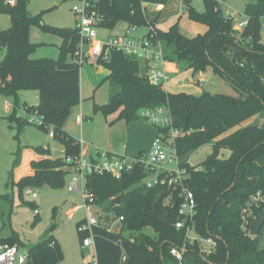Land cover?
<instances>
[{
    "label": "trees",
    "instance_id": "trees-1",
    "mask_svg": "<svg viewBox=\"0 0 264 264\" xmlns=\"http://www.w3.org/2000/svg\"><path fill=\"white\" fill-rule=\"evenodd\" d=\"M5 1L0 0V13L9 15L10 25L0 29V47L5 49L0 61V95L14 96L15 109L19 90H35L37 105L25 108L41 114L44 121L37 128L47 133L51 127L52 139L63 146L60 154H52L42 145L34 148L41 156L30 162L32 173L17 181L11 171V184L18 187L22 196L26 187L62 188L70 171L64 158L80 152L77 140L63 128L67 115L80 101V69L71 63L79 38L75 27L41 23L40 14L29 13V0H15L13 5ZM144 1L161 5L168 0H95V9L103 18L100 25L108 29L124 24L153 26L157 16L147 17ZM181 4L187 17L204 25L205 31L188 37L174 22L165 31L155 28L153 42L163 40L173 46L171 60L183 62L193 72L212 67L242 97L170 93L162 84L149 82L147 62L122 52H110L109 61L102 64L108 70L102 82H108L110 95L105 103H93V112L105 116L117 113L116 119L130 122L139 118L143 108L166 106L172 125L180 130L175 145L181 158L203 144H210L211 150L197 165L183 163L196 204L195 214L186 223L189 232L185 227H175L179 218L175 206L178 189L161 183L147 187L142 181L147 175L145 169L136 166L121 178L88 176L86 186L93 194V204L103 210L98 215L100 223L91 228L96 264H264V230L251 236L249 226L243 227L241 220L249 196L264 190V0L244 4L243 14L248 22L242 31L233 29L234 19L223 15L216 0H203L202 11L190 1ZM34 25L61 38L57 58L32 57L38 46L29 39L30 27ZM255 117L260 119L259 124L243 129ZM12 119L19 128L26 123L24 117ZM224 150L228 151L227 156L223 155ZM19 163L20 151L12 168ZM120 194L123 197L115 204L112 199ZM10 200L7 194H0L3 228L12 213ZM262 208L264 204L254 210V216ZM120 216L123 219L118 232L107 231L102 225ZM84 221L75 223L80 244L89 234L78 230ZM54 229L49 228L40 241L27 247L25 264H59L62 250L51 233ZM208 237L215 240V245L205 242ZM0 242L25 246L12 229L5 235L0 231ZM181 246L184 252L178 261L170 248Z\"/></svg>",
    "mask_w": 264,
    "mask_h": 264
},
{
    "label": "rangeland",
    "instance_id": "rangeland-1",
    "mask_svg": "<svg viewBox=\"0 0 264 264\" xmlns=\"http://www.w3.org/2000/svg\"><path fill=\"white\" fill-rule=\"evenodd\" d=\"M249 1L253 0H222L221 9L223 12H230V16L235 21H238L244 18L243 7ZM190 4L198 11H202L204 8L203 0H190ZM75 6H81V0H29L27 9L32 15L40 14V22L43 24L73 29L78 19V14L73 11ZM151 10H158L159 18L164 21L171 16H176L173 22L168 24L161 23L160 30L162 31L168 29L174 22L178 23L179 31L188 37L203 33L206 29L204 25L191 21L183 11L182 4L174 0H168L161 9L151 8ZM144 13L148 18L153 17L147 9L144 10ZM261 22L264 23V18H262ZM9 25V15L7 13H0V29H5ZM125 27L126 25L124 24L108 30L106 28V30L107 33L119 35L123 33ZM153 28H156L155 24H153ZM31 30H33L32 38L39 39V41L45 43H50L47 40L49 37L57 39L59 37L42 30L38 25L30 27V36ZM103 33L100 29L99 36L104 35ZM144 33L145 28L143 26H138L137 30L133 32L137 36H141ZM261 41L264 43V27H261ZM155 49H159L162 54L167 55L164 60L168 65L174 62L177 66L175 73L165 70L169 76L165 86L179 81L180 83L194 84L195 79L201 76L204 81L197 86L199 91H196V94L208 93L231 98L242 97L230 81L215 73L212 67L208 66L205 71L193 72L192 69L184 67L183 62L172 61L173 46L166 44L165 41L160 40L159 46L157 45ZM57 52L53 44H42L36 47L32 55L39 54L44 55V57L56 58L58 56ZM4 54L5 49L0 47V61ZM79 73L80 101L73 107L63 123V128L75 140L80 139L81 130V125L76 122L75 115L80 113L84 115L85 119L92 120L93 124H99L101 127L106 118L99 111L93 112V103H105L110 95L108 82H102L103 75L95 72L94 65L88 64L83 66L79 70ZM190 95H193V93ZM16 97L19 105L13 109L12 102L14 101V96L0 95V194H7L12 203V213L6 219L4 233H8L12 229L15 234H18L25 245L22 248V251H24L30 244L40 241L49 228L55 227L51 233L56 237L61 246L62 257L59 264L93 262L95 260L93 249L91 247L82 248L75 226L78 220L88 217L84 207V198L80 191L70 192L67 190L66 183L68 176L62 188L38 187L39 195L34 199L28 195L21 196L18 187L11 184L10 173L11 171L15 173L18 167L12 168L18 151H20V157L24 150L35 152L34 148L41 146L44 141L49 143L52 154L55 149H60L61 147L45 131L40 130L35 125L26 122L21 124L19 128L17 123L12 119L13 116L24 117L25 107L37 104V92L32 89L19 90L16 93ZM252 120L247 121L246 124ZM128 123L133 124L129 129V133L131 140L136 141V143H145L149 138L150 132H153L155 136L158 134L157 127L142 117ZM120 143L122 150L126 146L129 147L127 139L123 140L122 138ZM143 150H146V148ZM210 150V144H203L183 157L188 158L192 165H197L208 155ZM35 154L37 153L35 152ZM223 155L227 156L228 151L224 150ZM148 179L151 181L153 176H149ZM34 205L39 212L37 216L33 214ZM91 211L94 215L96 211H99L98 213L103 212L101 208L95 206L91 207ZM262 230H264V225Z\"/></svg>",
    "mask_w": 264,
    "mask_h": 264
},
{
    "label": "built area",
    "instance_id": "built-area-1",
    "mask_svg": "<svg viewBox=\"0 0 264 264\" xmlns=\"http://www.w3.org/2000/svg\"><path fill=\"white\" fill-rule=\"evenodd\" d=\"M182 3L190 0H177ZM221 6L222 0H216ZM15 0H7L5 3L13 5ZM142 6L145 9L157 8L159 5L144 1ZM73 11L78 14L76 22V31L78 34V44L73 52L71 63L81 69L85 65L103 66L102 64L109 61L111 51L122 52L127 56L137 57L148 64L147 77L151 84H162L168 80V74L162 66L163 54L161 50L155 49L159 46V41L153 42L154 28L151 25L143 26L145 33L141 36L134 35L138 28L136 25L126 26L123 33L119 35L99 36V30L102 28L100 22L102 16L95 9V0H81V6H75ZM225 17H231L230 12H223ZM247 18L244 17L238 21L234 20L233 29L242 31L247 25ZM264 27V23H262ZM204 81L199 78L194 84L200 85ZM24 118L27 123L36 127L43 124L44 118L36 110L24 111ZM139 117L146 119L152 125L157 127L158 134L151 143L149 150L130 156L126 153H117L100 148H93L89 155L79 152L75 155H68L64 158L66 165L70 168L66 183L67 190L70 192L80 191L84 198V207L88 217L80 224L78 230L87 231L89 234L82 240V248L91 247L94 252L93 237L91 234L92 226L98 225L99 219L96 211L92 214L91 207L93 204V194L86 186L87 177L91 175H111L114 178H121L125 173H130L139 166L146 170L147 175L143 182L147 187L155 184H166L169 187L177 188L179 197L176 201L178 220L175 222L176 228L185 227L187 232L190 226L187 221L195 214V199L192 191L187 185V168L184 164H191L188 159H182L176 151L175 138L180 134V130L172 125L171 115L168 107L157 106L155 108H143L139 111ZM47 135L53 137V130L48 128ZM80 145L82 142L77 140ZM46 148L47 146H43ZM160 174L162 175L160 177ZM149 176H153L150 181ZM80 184V186H79ZM23 195L36 198L39 195L38 188L26 187ZM264 204V190H258L251 194L247 199L242 210V225L248 227L254 217V210ZM36 206L33 207V214L38 215ZM122 216L111 220L105 226L107 231L118 232L119 222ZM3 226L0 222V231ZM208 245H215L212 237L205 239ZM54 242L52 241L51 244ZM17 243L0 242V264H25L28 259V250ZM184 252V246L171 247L170 253L181 261ZM93 264H96L95 261Z\"/></svg>",
    "mask_w": 264,
    "mask_h": 264
},
{
    "label": "crops",
    "instance_id": "crops-1",
    "mask_svg": "<svg viewBox=\"0 0 264 264\" xmlns=\"http://www.w3.org/2000/svg\"><path fill=\"white\" fill-rule=\"evenodd\" d=\"M174 1L178 2L177 0H174ZM179 4H181V3L179 2ZM163 6H164V4H161L156 9H161ZM147 10H149L153 16H157L155 27L158 29H160L161 23L168 24L170 22H173L176 18V16L175 17L171 16L170 18H167L165 20L166 21L165 22L163 19L159 18V15H158L159 11L158 10L152 11L151 8H149ZM107 30H108V28H107ZM107 30H106V28L102 27L101 32L102 33L106 32V33H103L104 35H102L100 37L103 38L107 35H118V34L107 33ZM32 34H33V30H31V36L29 33V39L31 42L37 43L38 45L53 44L55 51H58L57 54L59 53V46L62 42L60 37H58V39L49 37L47 40H49L50 43H45L43 41H39V39L32 38ZM166 56H165V54H163L162 66H163L164 70H169L171 73H175L176 68H177L176 63L172 62L170 65H168L166 63V61L164 60ZM32 57L33 58H43L44 55H39V54L35 55L34 54V55H32ZM95 72L97 74H102L103 79L108 74V70L106 68H104L103 66H100V65L95 66ZM199 78H203V77L200 76L197 79H199ZM197 79H195V80H197ZM79 85H80V83H79ZM197 86H198L197 84L185 83V82L180 83V81H179V82H173L170 85H166L165 88L170 93L184 92V93H188V94L193 93V95L198 96L200 94H196V91H199ZM7 104H8V106H10L9 103H7ZM34 105H37V104L35 103ZM104 117L106 118L105 122L100 127L99 124H93L92 120L85 119L84 115H81L80 113L79 114L77 113L75 115L76 122L81 125L80 139H78L79 141L82 142L79 145V149H80L81 153H83L84 155H89L91 153L92 149L95 147L100 148V149H105L108 151H112V152H117V153H126L130 156H133V155H136L140 152H145V151L149 150L152 141L156 137L153 132H150L149 138L145 143L139 144L138 142L136 143V141L131 140V137H130L129 129H130L131 125H133V124H131V123L129 124L124 119H116L117 118L116 113H112V114H109V115L104 116ZM122 138H123V140L127 139L128 143H129V147L126 146L124 150L121 149V143L120 142H121ZM41 145H42V147L47 146L50 150V146H49L48 142L44 141ZM144 148H146V150H143ZM62 150H63V147L61 145L60 149H55L53 154H60L59 152H62ZM39 157L40 156L35 154V152H30V150H24L23 153L21 154L20 163L17 167V171L14 173V180L17 181L22 176L31 174L32 169L30 167V162L32 160L39 158ZM182 159H188V158L182 157ZM4 229L5 228L2 229L1 233L5 235L7 233H4V231H5Z\"/></svg>",
    "mask_w": 264,
    "mask_h": 264
},
{
    "label": "water",
    "instance_id": "water-1",
    "mask_svg": "<svg viewBox=\"0 0 264 264\" xmlns=\"http://www.w3.org/2000/svg\"><path fill=\"white\" fill-rule=\"evenodd\" d=\"M259 122H260V119L258 117H255L252 121L245 124L243 126V129L256 127L259 124ZM59 153H61V152H59ZM122 197H123V194H120L119 196L113 198L112 201L115 204H119ZM263 225H264V208H262L253 217L252 221L249 223V234L251 236L258 235Z\"/></svg>",
    "mask_w": 264,
    "mask_h": 264
}]
</instances>
